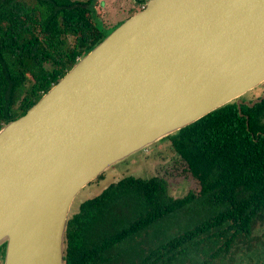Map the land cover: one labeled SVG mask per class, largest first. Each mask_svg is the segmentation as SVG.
Segmentation results:
<instances>
[{"label":"water","instance_id":"water-1","mask_svg":"<svg viewBox=\"0 0 264 264\" xmlns=\"http://www.w3.org/2000/svg\"><path fill=\"white\" fill-rule=\"evenodd\" d=\"M264 83V0H147L0 130L3 264H64L75 197Z\"/></svg>","mask_w":264,"mask_h":264},{"label":"trees","instance_id":"trees-1","mask_svg":"<svg viewBox=\"0 0 264 264\" xmlns=\"http://www.w3.org/2000/svg\"><path fill=\"white\" fill-rule=\"evenodd\" d=\"M94 2L0 0V130L121 24L101 29ZM166 139L199 192L173 199L158 177L112 184L67 221L64 264H120L116 247L148 229L158 243L127 264H264V99L253 107L233 101ZM199 202L210 212L158 237L160 223Z\"/></svg>","mask_w":264,"mask_h":264},{"label":"rangeland","instance_id":"rangeland-1","mask_svg":"<svg viewBox=\"0 0 264 264\" xmlns=\"http://www.w3.org/2000/svg\"><path fill=\"white\" fill-rule=\"evenodd\" d=\"M73 1L86 2L88 0ZM94 4L96 22L106 32H110L142 9L141 6L135 4L134 0H95ZM263 93L264 83L242 98L249 102L260 98ZM128 177L142 180H149L153 177L161 178L166 181L167 194L173 199H181L189 192L194 194L199 192L198 182L191 177L186 164L172 151L170 142L165 138L111 167L102 174L101 178L98 177L84 187L75 197L67 221L78 213L79 206L83 202L99 196L112 184ZM208 211L210 212L207 206L201 202L189 206L182 213L176 214L174 219L160 223L157 228L158 237L162 234L160 231L164 230L171 234L178 233L180 231L179 226L186 227L191 220L196 217H203ZM153 233L152 229H148L142 232L140 237L134 238L133 241H127L116 247V252L124 251L123 257L125 259L120 264L124 262L127 264V259L132 257H134L133 260H136V256L142 249L147 252L148 248L156 245L158 239H153L155 237ZM3 263L4 257L0 255V264Z\"/></svg>","mask_w":264,"mask_h":264},{"label":"flooded vegetation","instance_id":"flooded-vegetation-1","mask_svg":"<svg viewBox=\"0 0 264 264\" xmlns=\"http://www.w3.org/2000/svg\"><path fill=\"white\" fill-rule=\"evenodd\" d=\"M112 252L114 254L115 250H112V249L109 250V254H110L111 257H112ZM105 264H116V261L111 260V261H109L108 263H105Z\"/></svg>","mask_w":264,"mask_h":264}]
</instances>
